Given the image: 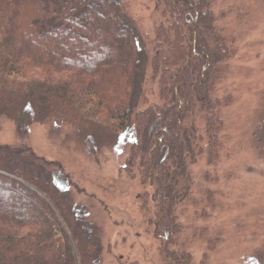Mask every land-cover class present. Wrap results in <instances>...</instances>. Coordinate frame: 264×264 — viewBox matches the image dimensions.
Masks as SVG:
<instances>
[{"label":"trees","instance_id":"1","mask_svg":"<svg viewBox=\"0 0 264 264\" xmlns=\"http://www.w3.org/2000/svg\"><path fill=\"white\" fill-rule=\"evenodd\" d=\"M156 2L162 22L147 59L123 0H0V115L22 137L34 123L62 121L89 154L129 145L124 168L152 190L164 261L191 264L177 250V209L189 194L183 124L196 107L204 113L216 161L220 111L231 101L213 91L234 40L218 29L209 0ZM147 79L157 103L148 101ZM253 137L264 151V112ZM0 171V264H100V230L76 206L60 163L0 145ZM251 264H264V254Z\"/></svg>","mask_w":264,"mask_h":264},{"label":"rangeland","instance_id":"2","mask_svg":"<svg viewBox=\"0 0 264 264\" xmlns=\"http://www.w3.org/2000/svg\"><path fill=\"white\" fill-rule=\"evenodd\" d=\"M123 1L140 36L138 48L150 59L161 10L156 0ZM209 1L218 29L234 40L233 56L219 69L213 91L231 103L220 111L226 128L216 161L204 113L196 107L184 120L189 148L182 185L189 194L177 209L183 228L177 250L190 255L191 264H251L264 254V151L253 137L264 112V0ZM144 89L149 103L159 102L155 83L147 79ZM0 145L27 146L62 165L74 183L76 206L100 230V264H166L154 232L152 190L124 168L129 145L89 154L77 130L62 121L34 123L22 137L2 115Z\"/></svg>","mask_w":264,"mask_h":264}]
</instances>
